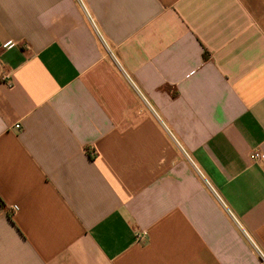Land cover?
<instances>
[{
	"label": "crops",
	"instance_id": "obj_1",
	"mask_svg": "<svg viewBox=\"0 0 264 264\" xmlns=\"http://www.w3.org/2000/svg\"><path fill=\"white\" fill-rule=\"evenodd\" d=\"M0 264H264V0H0Z\"/></svg>",
	"mask_w": 264,
	"mask_h": 264
},
{
	"label": "built area",
	"instance_id": "obj_2",
	"mask_svg": "<svg viewBox=\"0 0 264 264\" xmlns=\"http://www.w3.org/2000/svg\"><path fill=\"white\" fill-rule=\"evenodd\" d=\"M14 43H8L7 45H5V48H9V47H12ZM17 128L19 127V125L16 126ZM250 158L253 160V161H259V160H262L263 156L261 153L259 152H253L251 153L250 155ZM147 232L146 231H142L140 233H138L136 235V238L140 241L142 239H144L145 237H147Z\"/></svg>",
	"mask_w": 264,
	"mask_h": 264
}]
</instances>
